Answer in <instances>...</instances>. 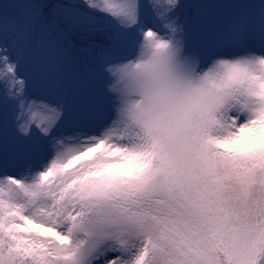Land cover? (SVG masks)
Listing matches in <instances>:
<instances>
[{"label":"snow or ice","instance_id":"snow-or-ice-1","mask_svg":"<svg viewBox=\"0 0 264 264\" xmlns=\"http://www.w3.org/2000/svg\"><path fill=\"white\" fill-rule=\"evenodd\" d=\"M0 264H264V0H0Z\"/></svg>","mask_w":264,"mask_h":264},{"label":"rangeland","instance_id":"rangeland-1","mask_svg":"<svg viewBox=\"0 0 264 264\" xmlns=\"http://www.w3.org/2000/svg\"><path fill=\"white\" fill-rule=\"evenodd\" d=\"M4 2L6 3H13L14 0H4ZM47 2L53 3L52 0H47ZM215 2H220V3H238V2H245V0H215ZM9 11L11 12L12 10L9 9ZM229 10H225V15H227V12ZM96 34H102L104 37L105 35L102 32H98ZM96 34L94 36H92L91 38H81V45H85V46H80V48L84 47H89L92 45H95L97 47L102 46L103 44H99L96 39H94L96 37ZM210 38V37H209Z\"/></svg>","mask_w":264,"mask_h":264},{"label":"trees","instance_id":"trees-1","mask_svg":"<svg viewBox=\"0 0 264 264\" xmlns=\"http://www.w3.org/2000/svg\"><path fill=\"white\" fill-rule=\"evenodd\" d=\"M53 3L57 2V0H52ZM96 39V41L100 44L105 43V37L102 34H96V37L94 38ZM74 43L76 44V47L79 49L80 46H85V45H81V38H78L77 40L74 41Z\"/></svg>","mask_w":264,"mask_h":264}]
</instances>
